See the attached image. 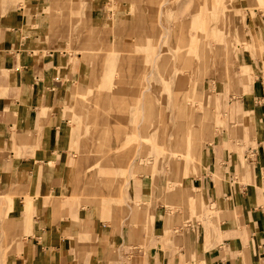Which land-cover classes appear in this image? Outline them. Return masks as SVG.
Returning <instances> with one entry per match:
<instances>
[{
    "label": "rangeland",
    "instance_id": "1",
    "mask_svg": "<svg viewBox=\"0 0 264 264\" xmlns=\"http://www.w3.org/2000/svg\"><path fill=\"white\" fill-rule=\"evenodd\" d=\"M37 1L0 0V11L18 6L35 11L43 54L52 49L67 58V99L61 104L71 164L60 201L79 211L115 210L117 219H125L129 207L134 225H144L147 235L161 204L170 230L163 251H170V239L186 238L189 225L198 223L212 232L207 249L222 247L214 204L232 183L227 176L249 184L241 175L251 169L245 154L258 148L254 138L242 141L229 131L253 125L248 116L259 79L264 83V3L46 0L42 19L31 9ZM236 103L237 119L231 120L228 108ZM252 135L260 137L256 128ZM12 150L21 157V149ZM208 166L218 178L209 197L195 190L208 181ZM255 174L252 169L251 177ZM132 179L145 180L149 188L141 201L127 188ZM11 199L16 198L0 191V206L11 205ZM6 218L0 213L3 253L14 245ZM136 252L129 251V258Z\"/></svg>",
    "mask_w": 264,
    "mask_h": 264
},
{
    "label": "crops",
    "instance_id": "2",
    "mask_svg": "<svg viewBox=\"0 0 264 264\" xmlns=\"http://www.w3.org/2000/svg\"><path fill=\"white\" fill-rule=\"evenodd\" d=\"M44 2L38 0L31 9L42 11ZM28 10L18 6L0 11V191L16 198L0 206L12 225L9 244H14L3 253L0 239V264H264V175L259 173L264 169V83L259 79L248 116L253 125L229 131L242 141L254 138L258 148L253 161L248 159L251 149L245 154L251 169L241 175L249 184H240L235 174L227 176L232 183L223 188L221 203L214 204L222 220L215 229L222 247L208 250L212 243L204 242L212 240V232L198 223L189 225L186 238L170 239V251H163L170 231L164 205L155 206V225L147 235L144 225H134L129 207L126 218L117 219L115 210L109 215L101 207L79 211L60 201L71 164L61 104L67 96V58L55 56L52 49L43 54L40 18ZM40 15L46 18L44 12ZM239 108L237 103L229 106L231 120L237 119ZM254 127L259 139L252 135ZM13 148L21 149V157H15ZM252 169L256 174L251 177ZM205 170L210 172L208 181L195 190L204 189L209 197L218 178L211 166ZM129 185L134 201L149 191L145 180L132 179ZM132 250L137 252L129 258Z\"/></svg>",
    "mask_w": 264,
    "mask_h": 264
},
{
    "label": "built area",
    "instance_id": "3",
    "mask_svg": "<svg viewBox=\"0 0 264 264\" xmlns=\"http://www.w3.org/2000/svg\"><path fill=\"white\" fill-rule=\"evenodd\" d=\"M255 152H256V150H254V149L250 150L248 159H250L251 161H253Z\"/></svg>",
    "mask_w": 264,
    "mask_h": 264
},
{
    "label": "bare ground",
    "instance_id": "4",
    "mask_svg": "<svg viewBox=\"0 0 264 264\" xmlns=\"http://www.w3.org/2000/svg\"><path fill=\"white\" fill-rule=\"evenodd\" d=\"M259 2H262V3H264V0H258ZM190 146V145H189ZM193 160V159H192ZM193 162V161H192ZM215 176V175H214Z\"/></svg>",
    "mask_w": 264,
    "mask_h": 264
}]
</instances>
